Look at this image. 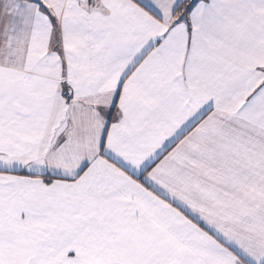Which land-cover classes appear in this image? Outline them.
Here are the masks:
<instances>
[{"label": "snow or ice", "instance_id": "6c2138e0", "mask_svg": "<svg viewBox=\"0 0 264 264\" xmlns=\"http://www.w3.org/2000/svg\"><path fill=\"white\" fill-rule=\"evenodd\" d=\"M0 264H264V0H0Z\"/></svg>", "mask_w": 264, "mask_h": 264}]
</instances>
